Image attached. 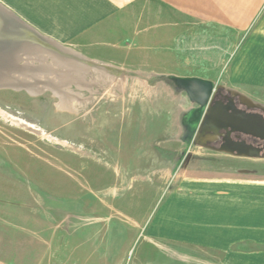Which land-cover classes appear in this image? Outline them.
<instances>
[{"label":"rangeland","instance_id":"374dc122","mask_svg":"<svg viewBox=\"0 0 264 264\" xmlns=\"http://www.w3.org/2000/svg\"><path fill=\"white\" fill-rule=\"evenodd\" d=\"M257 15L244 31L192 20L191 36L224 53L211 64V51L192 52L178 72L214 81L216 102L264 114V10ZM172 19L183 26L169 15L149 28L166 37ZM165 43L141 66L173 69L161 62L173 54ZM110 70L115 79L97 78L71 110L48 89L0 88V240L26 222L86 223L109 235L107 264L121 255L119 264H264V152L221 150L202 123L183 140L194 103L169 73ZM87 264H99L95 254Z\"/></svg>","mask_w":264,"mask_h":264},{"label":"crops","instance_id":"0c3cea01","mask_svg":"<svg viewBox=\"0 0 264 264\" xmlns=\"http://www.w3.org/2000/svg\"><path fill=\"white\" fill-rule=\"evenodd\" d=\"M263 1L0 0V3L39 35L61 45L70 44L93 61L127 70L183 76L178 68L190 63L192 52L211 51L216 58L211 64L218 63L224 53L223 45L191 36L192 20L244 31L253 25L257 13L264 10ZM169 15L179 16L178 22L183 26L177 29V21L172 19V30L166 37L149 28L154 17ZM161 37L166 49L173 53L161 62H172L174 68L141 66V61L160 59L158 50L156 54L153 50L159 47ZM182 133L184 140L187 133ZM67 225L63 228L62 222L39 223L33 228L32 222H26L23 227H15L14 238L0 240V264H87L94 254L99 264H107L111 249L107 232H86V223L73 228ZM44 229L54 232H42Z\"/></svg>","mask_w":264,"mask_h":264},{"label":"bare ground","instance_id":"6f19581e","mask_svg":"<svg viewBox=\"0 0 264 264\" xmlns=\"http://www.w3.org/2000/svg\"><path fill=\"white\" fill-rule=\"evenodd\" d=\"M0 28L13 38L10 44L0 40V85L24 87L29 92L51 90L59 98L58 109L71 110L75 102H80L81 91H96L97 78L104 82L115 79L110 65L64 49L1 7Z\"/></svg>","mask_w":264,"mask_h":264},{"label":"flooded vegetation","instance_id":"af4514ba","mask_svg":"<svg viewBox=\"0 0 264 264\" xmlns=\"http://www.w3.org/2000/svg\"><path fill=\"white\" fill-rule=\"evenodd\" d=\"M210 107L217 114L214 122L206 125L205 128L208 132L217 134L214 145L231 150L229 152L239 156H259L264 152V141L253 135L260 129H264L263 112L249 108L245 104L235 103L233 100L223 103L214 101V98ZM197 109L198 105L194 103L184 123V133L188 134L192 126L195 132L199 127L203 112L195 121L190 120Z\"/></svg>","mask_w":264,"mask_h":264},{"label":"water","instance_id":"95a60500","mask_svg":"<svg viewBox=\"0 0 264 264\" xmlns=\"http://www.w3.org/2000/svg\"><path fill=\"white\" fill-rule=\"evenodd\" d=\"M0 7L4 11H7V12L9 11L1 3H0ZM11 14L14 15L12 12H11ZM14 16L17 19H19L20 21H22L16 15H14ZM0 40L8 41L10 44L11 43L10 41L13 40V38L9 37L8 33L5 32V29L0 28ZM55 43H57V42H55ZM58 45L63 47L61 44H58ZM64 49L69 50L68 48H65V47H64ZM169 77L177 83V85L179 86V88L181 90L186 92V94L188 95L191 102L196 103L198 105V109L194 112V114L190 120L195 121L199 117V114H201L203 112L202 117L200 119V125L202 123L203 126H206V125H209L212 122H214L217 113H215V111H212V109L210 107V103L213 99L214 92H215V89L217 87L216 83L210 79H205V78H201L198 76L169 75ZM7 86H11V85L2 84V85H0V88L7 87ZM12 87L19 89V87H16V86H12ZM253 135H255L256 137H258L264 141V129H260L259 131L253 133ZM220 149L231 151V150H228V149L222 148V147Z\"/></svg>","mask_w":264,"mask_h":264}]
</instances>
